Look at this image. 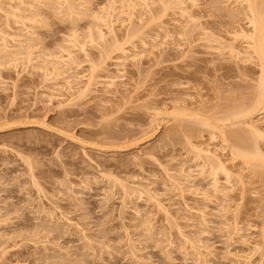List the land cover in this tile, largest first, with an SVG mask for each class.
Segmentation results:
<instances>
[{
    "label": "rangeland",
    "instance_id": "rangeland-1",
    "mask_svg": "<svg viewBox=\"0 0 264 264\" xmlns=\"http://www.w3.org/2000/svg\"><path fill=\"white\" fill-rule=\"evenodd\" d=\"M35 1H26L35 5L34 12L18 0L1 1L0 27L19 37L31 29L40 57L66 46L72 30L86 40L89 28L97 26L92 17L102 8L123 11L122 0H73L77 11L71 17L59 0ZM153 1L152 18L140 21L137 14L131 35L116 26L120 48L135 44L143 55L139 65L128 62L126 86L117 94L100 89L69 105L50 101L56 94L44 88L50 83L40 71L0 54V264H264L258 236L264 229V165L247 167L230 155L232 146L253 150L255 145L264 156V140L250 138L245 128L250 121L264 128V110H249L258 94L257 62L243 64L225 48L229 33L249 30L244 7L236 0H193L194 6L186 0L184 5ZM185 8L195 21L182 17ZM15 9L28 20L13 18ZM156 34L161 49L150 43ZM142 41L155 50L149 45L144 52ZM243 45L236 43L240 51ZM118 48L112 44L104 50L108 54L90 48L91 61L101 68L105 60L107 73L116 75ZM78 57L80 72L86 73L93 63ZM244 108L253 113L234 120L232 114ZM165 109L168 117L155 116ZM225 137L229 155L222 154ZM204 142L247 181L229 199L212 191L210 173L192 187L186 184L183 195L175 190L174 171L187 160L191 167L192 145ZM218 178L226 188L224 174ZM114 180L151 194L125 196ZM206 191L210 202L201 198ZM234 219L244 232L231 237L234 230L226 224Z\"/></svg>",
    "mask_w": 264,
    "mask_h": 264
},
{
    "label": "bare ground",
    "instance_id": "bare-ground-1",
    "mask_svg": "<svg viewBox=\"0 0 264 264\" xmlns=\"http://www.w3.org/2000/svg\"><path fill=\"white\" fill-rule=\"evenodd\" d=\"M1 1H3V0H0V4H1ZM18 1L20 2L21 6H23V7L24 6H26V7L28 6L27 7V9L29 8L28 10L31 9V11H32L34 9L35 5L34 6H29V5L26 4V1H27V3H28V1H30L32 3L35 0H18ZM59 1H61V3L63 2L62 4L67 5V7H68L67 11H69L68 13H69L70 16L72 15L71 17H73V15L76 14L77 6H76V4H75V2L73 0H59ZM71 1H73V2H71ZM164 1H162V2L164 4H166L167 3L166 0H164ZM172 1H174V0H172ZM178 1H180V0H178ZM184 1L181 2V3H183V5L185 4ZM186 1H191V2H193L192 3L193 6L195 5V3H194L195 1H193V0H186ZM36 2H38V1L36 0L35 3ZM154 2L155 1L151 2V0H122L121 4H120L121 5L120 7H123V11H122V8H120L121 9L120 10L119 8L118 9L115 8V6L114 7L110 6L111 8L110 9L107 8V10H106V7L102 8V11H100L101 13L98 12L97 15L95 14V16L92 14V16H94V18L92 17V19L95 20V22L97 23V26H94V27H96L95 29L93 27L91 29L89 28L87 36L85 35L86 36V40L84 39V41H83V39H82L83 36L81 38V36L79 35V32L77 30H72L73 32H72V34L70 36H68L67 41L64 40V41L68 42V43H66V46H57L58 48L55 51L52 52L50 50L51 52L48 53V54H47V52L44 54V51H43V53L40 52L41 54H44V56L42 55L44 58L42 56L41 57L38 56L37 52H36V51H38V48H39L40 45H38V43L35 42V47H36V45L38 47L36 49L34 47V44H32V42H34V40H35V39L33 40V37H34V35L36 33H33V31H30L31 29H26L28 31L23 29V30L26 31L25 36L24 35L23 36L20 35V37H19V36H13V35L11 36L7 32L3 31L4 28L2 30V28L0 27L1 28L0 29V41H1L0 42L1 43L0 44V54L3 55L1 58L5 57V58H7L6 60H9V59H10V61L13 60L12 62L15 61L14 63H16V64L24 60L25 62L23 61V65L25 64V66H23V67L27 68L28 66H30L31 68H33L32 69L33 71L34 70H35V72H36V70L40 71L41 75L44 78L43 80H45L44 83L45 84H47V83L49 84L50 83L49 86L51 85V83L53 85V87H51V88L49 86L48 87H44V88H47L46 90H49L52 93L56 94V95L52 94L53 96L51 97L50 101L51 100L53 101V99H57V100H60V103H66V104L67 103H69V104L71 103L72 104L73 101H75V100H77L79 98L80 99L81 98L82 99L86 98L89 95L99 91L100 89H104L103 91H106V93L108 92L109 94H113V92L115 94H117L119 86H126L124 84L125 83L124 79L127 78V75H126L127 74V72H126L127 65L130 62L136 63L134 65L141 64V62L143 60V55H141L142 51L141 52L140 51L137 52V50H139V49H136V45L135 44H134L135 46L133 44H131V46L128 45L130 47L129 49H131V47L133 45V47H132L133 51L129 50V49L125 48V47L123 48L122 46L120 48V44H119V40H118V36H117V30H116L117 27L116 26L119 25V27H122L125 30H127L128 36L131 35L130 33L132 32L131 30L133 29L132 25H133L134 20L138 17L137 14L138 15L140 14L139 16H141V17H138V18H140V21H143L144 17H150L151 16L150 18H152L153 13L155 12L154 8H153L154 4H155ZM168 3H170V2L168 1ZM236 3H237V5L240 4L242 7H244V11H245V15H246L245 18L247 20V23H248L247 25H248L249 30H245L243 28H239V30L234 31L232 33H229L230 42L228 44L226 43V45H228V46L225 45L226 47L224 45L220 44V43H222L221 41L223 39H221L220 43H218V44H220L221 47L224 46L226 49H228L229 50V54L233 58H235L237 61L242 62L243 64H252V63H254V65L257 64V66L259 68V78H258V84H257L258 94H257L255 102L253 101V103H252L253 105L250 106L252 108L249 109V110H253L254 109V112L255 111L257 112L258 110L259 111L260 110H264V0H236ZM124 8L127 9V12H125ZM185 9L186 10H184V9L182 10V17H185V19H187V20H191V22L195 21V20H193V17H191V15H189V13L187 11V8H185ZM33 12H34V10H33ZM19 13H20V10L19 9H17V10L15 9V15H13L14 12L12 14L13 18H17L18 19V17H19V19H23V20L25 19V21L28 20L27 18H25V16H21ZM10 14H8V15H10ZM123 15H125V18L120 20L119 16L124 17ZM33 16L35 17V15H33ZM35 22H37V21H34V23ZM31 24H33V23H31ZM33 25H31V26H33ZM161 28H163V30H160V32H162V31L165 32L164 31L165 30L164 27H161ZM133 31H135V30H133ZM166 31H168V30L166 29ZM21 32H23V31H21ZM168 32H165V33H166L167 37L171 38L170 35L168 34ZM160 34H156L157 36L151 38L152 40H154L156 42L155 43L153 41L154 42L153 43L152 40H151V42H150L151 45L155 44L156 47L159 46V44H160L159 43L160 42V40H159L160 39ZM21 37L22 38L24 37L25 39H21ZM172 37H173V35H172ZM17 38H20V40L19 39L17 40ZM161 38H163V37H161ZM158 40H159V42H158ZM239 41L244 42L243 51L238 50L237 47H236V43L239 42ZM10 42L13 43L12 45H13L14 48L11 47L12 45L11 46L9 45ZM157 42L159 44H157ZM14 43L15 44L17 43V45H15ZM109 43H112V44L116 45V47L118 46L120 48V49L118 48L120 56L118 58H116V63H115L116 65L114 64L115 68L118 69L117 72H116L118 74H116V75H112V74L109 75L107 73L108 70H106V69L109 66L106 67L108 65L107 63H105V65L107 64L106 66L104 65L105 60H104V62L102 61L103 62L102 64H103L104 67L101 66V68H100V64L101 63L100 64L98 63L99 66H97V64L94 63L93 61H91L92 59L90 58L91 57L90 56L91 53L89 52L90 48L97 49L100 53L102 52L103 54H106L107 53V52H105L106 49L108 51V48L111 47V45H112V44H109ZM142 43L144 45V41H142ZM142 43H141V45H142ZM150 43H149V45H150ZM146 44L144 45V47L146 46L145 48L143 47V45L141 47V48L144 49V52L147 50V48L149 46L148 44L147 45ZM223 44H225L224 41H223ZM151 45L149 46V48L155 46V45H153V46H151ZM160 45L161 46L159 47V49H161L162 46H164L163 44H160ZM34 48L36 49V51H34L35 50ZM137 48H139V46H137ZM159 49L156 48L157 51H159ZM134 50H136V51H134ZM149 50H151V49H149ZM154 50H155V48H154ZM154 50L152 49V53H154ZM152 53H150V55ZM143 54H146V53H143ZM36 55H37V57H36ZM79 55H83L84 59L86 61H88L90 59L89 61H91L93 63V65L91 64L92 65L91 68L89 67V69H87V70H89L88 72H87V70H85L86 73L85 72H80V71L84 70V68L80 66L82 64L79 63V61H78V58H79L78 56ZM104 56H108V55H104ZM144 58H146V57L144 56ZM89 61H88V63H89ZM138 67H140V66H138ZM103 68H104V70H103ZM101 72H106L105 73L106 75L104 73H101ZM102 74H104V76H102ZM69 104H67V105H69ZM247 109L244 108L243 110H239L240 112L238 113V115L235 114V113L232 114V117L234 115V120L236 118H238V116L244 117L243 115L246 116V114L249 117V115L251 113H253V112L252 111L250 112ZM165 110L164 111H159L158 110L159 113H157V111H155L156 114H157V115L155 114V116L157 118L161 117L162 119H163V117H168L169 113H168L167 110L166 111ZM182 110H184L183 111L184 114H186L188 112L186 110V108L182 109ZM248 112L250 113L249 115H248ZM194 116L196 117V115H194ZM197 117H198V114H197ZM232 117H231V119H232ZM227 118H228V122H230L229 121L230 116L227 117ZM238 120H240V118L237 119V121ZM224 122H226V121H224ZM232 122H233V119H232ZM246 122L248 123V118H247ZM243 125H244V123H243ZM246 126H247V127H245L246 128V132L249 131V135H251L250 138L254 136L255 139L259 138V139H263L264 140V128H261L258 125V123L257 124L256 123H251V121H250V124L248 123ZM214 129H216V128L214 127ZM248 136H246L247 138L244 137L246 139V140L245 139L244 140L247 142V145L249 146L250 142H248V141H250V139H249ZM227 139L225 137V139H223L222 142H221L222 144H220V145H222L221 147H222L223 151H222L221 148H220L221 150L220 149L219 150L222 151V154L223 153L226 154V152H229L231 150L230 151V155L232 156V158L233 159L234 158H236V159L239 158L240 161L241 160L243 161V164L245 163L247 165V167H249L248 165L251 162H260V164L262 163V165H264V163L262 162V158H264V156L262 155L260 149H258L257 147L254 149L255 145L253 146V150L250 149L252 151L247 149L248 148L247 146H245L243 148V146L240 145V144L238 145V146H242V148L240 150L236 149V147H233V146L230 149L229 145H231V144H228ZM242 143H243V141H242ZM216 150H217V148L214 151L211 148V145H205V142H204V144L202 143V145H198V146H196V145L193 146L192 145L191 153L193 154V158L190 159L191 160L190 163L192 164V166L190 165L191 167H187V161L189 162V160H187L186 162L183 160L184 163L181 164V162H180L181 167L179 168V170L174 171V173H173L174 176H172L173 182H174L173 185L175 186V190L178 189L179 191H181V192L178 191V193H182V195H183V193L185 192L183 189L185 188L186 184H187V186H188V184L191 185V183L194 185V183H193L194 181H196L197 179H205V176L208 173H210V176L213 179L212 180L213 182L211 184L212 191H214V193L217 194V195H219V194L222 195L223 194V197L225 196L227 198L228 196H230V194H233V191L236 189V186H237V188L240 187V186L241 187H243V186L245 187L246 182H247V181L246 182L244 181L245 178L244 177H239V176L236 177V175H234L235 173L232 174L231 170L229 171L228 170L229 168L227 169V166H226L225 162L223 161V159H221L222 157L220 158V155L217 154L218 150L217 151ZM226 150H229V151H226ZM225 154H224V156H225ZM263 161H264V159H263ZM259 167H261V166H259ZM221 173L224 174V176L226 177V186H227L226 188L227 189L225 188V186L221 189L222 186L220 184V181L218 180L219 179L218 176ZM242 174L244 175V173H242ZM246 176L247 175H245V177ZM114 181H115V185H119V188H122V191L124 192L125 196H128V197L130 196L131 197V196H133L135 194H137V195L139 194L138 196H140L142 198L143 194H145V193H146V195L148 194L147 193L148 191L145 192V191L141 190L142 188L139 189L138 185H136L137 187H134L132 185L125 184V183L121 182L122 180L121 181L120 180H114ZM36 185H35V187H37ZM115 185H113V186H115ZM191 187H192V185H191ZM193 188H195V186ZM223 189H225V190H223ZM40 190H41V188H40ZM194 190H197V189H194ZM186 191L188 192V190H186ZM198 192H196V193L199 195L200 193H198ZM230 192H232V193H230ZM150 194L151 193H149L148 195H150ZM146 195H144V197H146ZM194 196H195V193H194ZM199 196H201V195H199ZM150 198H152V196ZM150 198L148 197V199H150ZM153 198H155V197H153ZM201 198H203V199L205 198V201L208 200L207 202L211 201L210 200V196L208 195L207 191ZM227 199H229V197ZM152 200H150V201H152ZM157 203H159V202H157ZM190 210H192V209H190ZM223 213L227 215L229 212H227V211L224 212L223 211ZM205 215H207V214H205ZM205 215H204V217H205ZM236 217L237 216H235V218ZM237 222L235 220L234 224L233 223L232 224H230V223L226 224V225H228L229 230H231V229L234 230L232 232L230 231L231 234H229V235H231V237H232V234L233 235L234 234H238L239 235L240 232H242V231L244 232V229L242 230V228L238 225ZM252 228L254 229V232H255L256 229L254 227H252ZM249 229L247 231H249ZM253 229H250V230H253ZM251 233L252 232H250V235H251ZM235 236H233V237H235ZM258 236H260V237L262 236L261 238H262L263 243H264V229H263V231L261 230V235H259V233H258ZM246 242H245L246 245L249 244V243H246ZM256 247L258 249L260 248L258 246H256ZM254 248H255V246H254ZM258 249L255 248V250H258ZM257 252H260V251L258 250ZM227 254H228V252H227ZM263 254H264V252H263ZM233 255H235V254H233ZM262 256H264V255H262ZM262 256H261V258H262ZM250 258L251 257H248V260L246 262L249 263Z\"/></svg>",
    "mask_w": 264,
    "mask_h": 264
}]
</instances>
